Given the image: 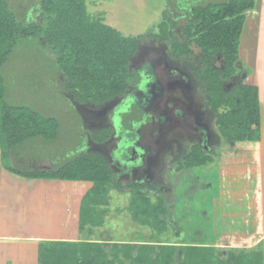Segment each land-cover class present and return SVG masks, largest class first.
Instances as JSON below:
<instances>
[{
    "label": "trees",
    "instance_id": "1",
    "mask_svg": "<svg viewBox=\"0 0 264 264\" xmlns=\"http://www.w3.org/2000/svg\"><path fill=\"white\" fill-rule=\"evenodd\" d=\"M31 2L33 0L23 2L24 11L30 8ZM189 2L182 26L184 40L175 35L178 22L167 8L157 25V33L150 36L167 43L175 59L191 54V43L197 46L202 52L204 70L196 72L198 80L205 85L206 103L215 115L217 130L228 142L256 141L259 132L257 87L243 82L229 87L226 84H230V78L237 71V47L246 12L253 10L257 1ZM171 3L166 0L167 7ZM38 5L44 22H31L26 15L20 19L9 8L8 0H0V161L5 169L27 178L91 183L81 199L78 216L79 235L86 234L89 238L40 243L38 264H174L173 259L178 253L183 254V261L178 264H257L255 252L248 254L241 250L236 253L234 248H229L222 260L211 246L158 241L169 230L165 218L168 204L162 195L152 200L139 182H128L130 199L123 210L133 223L150 231L147 240L140 237L136 241H110L105 233H101L99 239L93 238L95 229L103 225L107 214V209L100 206L108 204L109 191L112 188L121 190L122 183L100 152L85 151L80 148V143H77L78 150L75 151L78 152L74 156L53 168L21 170L7 165L12 149L28 140L39 138L56 143L62 125L51 115L7 101L1 70L21 40L37 39L42 46L50 48L55 71H60L66 79L61 88L78 105H105L128 95L127 91L142 81V75L129 68V63L145 35L121 34L101 18L90 15L85 0H39ZM121 103H117L119 110L123 109L119 107ZM126 113L125 109L119 115L122 116L121 124L128 128L132 118H138L140 113L135 117L125 116ZM111 130L114 129L89 130L90 140L101 143L110 137ZM212 150V147L204 150L194 144L178 163L177 171L206 165L212 161Z\"/></svg>",
    "mask_w": 264,
    "mask_h": 264
},
{
    "label": "rangeland",
    "instance_id": "2",
    "mask_svg": "<svg viewBox=\"0 0 264 264\" xmlns=\"http://www.w3.org/2000/svg\"><path fill=\"white\" fill-rule=\"evenodd\" d=\"M24 1L27 2V0H8L9 8L16 12L20 19H23L26 15V19L31 22H44V16L39 10V0H33L28 5H31L30 8L25 11L23 10ZM171 1V5L167 7L166 0H85L86 10L90 15L101 18L105 24L115 28L121 34L126 36L145 35V38L140 42L138 51L130 60L129 68L137 70L141 75L151 73L153 77L165 79L166 81L178 78L182 82L181 84H187L185 89L189 88L190 90L187 96H190L191 101H194V104L190 103L189 106L202 107L201 112L207 114L203 121L208 124L209 129L212 131L211 142L208 143V146L210 145L213 148V152H210L212 161L197 168L182 169V167V170L177 171L178 163L189 152L191 139L188 138L186 132L171 128L167 135L168 139L172 138L174 140L171 149L169 148L164 151V154L155 158V163L153 160L150 164L147 162L150 168L146 174H142L140 178L133 175V173H129L130 171H126V173H129L128 175L118 174V180L122 183V188L121 190L112 188L109 191L108 204L100 206L102 209H107V214L104 216L103 225L95 229L93 238L99 239L101 233H105L106 238L110 241H136L140 237L147 240L150 231L133 223L129 215L123 210L130 199L128 182L140 180L142 184L144 183V191L150 195L152 200L157 195H162L168 204L165 218L169 224V230L163 236L161 235L157 239L158 241L167 240L180 245L211 246L214 247L212 251L216 253L218 258L223 260L230 247L252 246V241L255 239L256 231L245 229L244 226H250L249 223L246 225L245 221L240 222V230H235L228 224L225 225L224 218L221 220L222 213L220 212L221 208H219L220 197L224 199L223 194L229 192V194H237L238 196L245 189L243 182L235 181L236 177L249 175V170L240 172L241 167L238 164H244L246 169L252 167V148H246L244 142L236 145L235 142L226 141L217 130L214 124L215 115L206 103L208 97L205 92V85L198 80V73L196 72V70H204L201 50L191 43L192 53L175 59L171 55L167 43L158 42L150 36L157 33V25L161 21L163 11L167 8L170 16L178 22L177 27L174 29L175 35L179 40H184L182 26L186 20L187 9L189 10L191 2L189 0ZM244 31L241 37L244 35ZM52 57L48 46H42L37 39H24L17 44L9 62L1 70V74L5 78L6 98L9 103L25 104L44 115L57 118L62 124L61 133L56 143L35 138L12 149L9 159L6 161L7 165L12 168L26 170L29 168L59 166L78 152L75 151L78 150L79 144L77 143H80V148L85 151L100 152L98 143L96 147L89 143L88 131L96 128L94 126H97L100 122L106 121H102L99 117L101 111L104 113L113 110L118 105L117 103L121 101V98L118 97L111 103L102 106L89 103L78 105L68 93L63 92L61 86L66 79L60 71H55L51 61ZM246 73L247 70L238 65L236 74L230 78V84H226V86L229 87L234 83L243 82ZM143 85L144 83L131 87L128 90V95L138 98L140 93L145 94L149 91L155 98L151 91L153 87ZM181 90V86L175 83L174 88L169 91L170 96L185 99ZM65 98L68 101H65ZM153 103H155V100H153ZM173 104L171 103V105ZM127 109L129 110L125 116L135 117L139 115L136 106H128ZM222 109H219V111H222ZM122 115L124 117V114ZM119 116L122 118L121 115ZM120 122L121 120L118 123ZM188 131H190V128ZM114 141L111 140L105 145V151L102 152V155L110 168L117 170L114 167L118 164L112 163V160H110V156L116 159L115 153H111L114 148ZM44 158L46 160L41 161ZM121 163H119V167L123 166ZM14 174L24 177L17 173ZM71 183L69 185L72 189H75L77 194L75 201L78 202V195L80 192L84 194L90 184L76 181L73 184ZM8 185H10V181L7 182ZM11 188L14 190H11L13 198L9 201L10 210L18 211L16 212L18 215L17 220L13 223L15 234H35L50 238H63L70 235L82 239L89 238L86 234L79 235V230L76 229V223L73 225V221L64 222L66 213H62L61 210L67 205L68 197L63 196L61 198L51 196L49 207H47L46 200L44 209L41 206L37 207L38 211L42 213L39 214V220L47 226L41 230L34 229L33 233H30L25 226L27 215L21 212L22 206L19 205L21 200L18 198L23 195L27 196L26 189L23 188L22 184H14ZM44 189H47V187H44ZM70 202L73 203V199ZM229 206H234V210L240 208V204H237L233 199L230 200ZM36 216L35 213L34 217ZM72 225L73 228L75 227L74 230ZM135 234L137 235L135 236ZM138 234L142 235L138 236ZM29 240L18 239L20 247L14 248L18 251L15 259L10 262L11 264H33L31 261H24L23 257L33 252L35 259L38 255L40 242H30ZM6 246L11 247L10 244ZM181 261H183V254H176L173 263L178 264Z\"/></svg>",
    "mask_w": 264,
    "mask_h": 264
},
{
    "label": "crops",
    "instance_id": "3",
    "mask_svg": "<svg viewBox=\"0 0 264 264\" xmlns=\"http://www.w3.org/2000/svg\"><path fill=\"white\" fill-rule=\"evenodd\" d=\"M256 1L255 8L246 12L247 22H245L246 24H244V26H248L246 28L244 27L245 29H243V31L245 30L244 35L241 37V33L239 37L237 47V61L235 66L237 68L239 65V67H243L245 70H247V75L243 83L255 85L258 89V139L256 141H242V143L244 142L246 148H252V167L246 169L244 164H238V166L241 167L239 171L246 172L249 170V175L245 174L246 176L236 177L235 181L238 182L239 180L243 182L245 189L242 190L238 196L237 194H229V192L223 194L224 199L220 197L221 200L219 201V208H221L220 212L222 213L221 220L224 218L225 225L228 224L235 230H240V222L245 221L246 225H248V223L250 224V226H244L245 229L256 231L255 239L252 241V246H233L230 248H234L236 253L241 250L248 254H254L255 252L258 255L257 259L259 261L257 264H264V0ZM235 143L236 145L241 144V142ZM209 148L211 147L209 146ZM8 181H10V185L7 186ZM70 182L73 184L75 181L68 182L67 180L59 179L22 178L5 169L0 161V264H11L10 262L15 259L18 249L14 248L20 247V243L18 242L19 238L26 240L30 239V242L40 243L43 240H77L78 237H73L72 235L69 237L62 236L63 238H50L37 236L35 234H15L13 231L15 225L13 223H15L17 220L18 215L16 212L18 211H14L13 209L10 210L9 203L10 199L13 198V193L11 190L14 189L11 187L14 184H22L23 188L25 187L26 189L25 193L27 196L23 195L18 197L21 200L19 205L22 206L21 212L27 215V222L25 226L29 229L30 233H33L34 229L41 230L47 226L39 220V214L42 213L38 211L39 209L37 207L41 206V208L44 209L45 200L46 204L48 205L47 207H49L51 196H55V198H61L62 196L68 197L66 201L67 205H65L64 209L61 210L62 213H66L64 222L73 221V225L76 223V229L78 230L77 224L79 207L84 194L83 192H80L78 195L79 201H75V196L77 194L75 193V189L70 187ZM87 183L91 185V183ZM90 185H88V188ZM44 187H47V189H44ZM58 187L61 188L58 189ZM15 197L17 198V195ZM72 199L73 203L70 202ZM232 199L235 200L237 204H240V208L234 210V206H229L230 200ZM35 213L37 214L36 217H34ZM73 225L72 229L74 230L75 227L73 228ZM8 244H10L11 247L6 246ZM37 257L34 259V254L31 252L28 253V256L23 257V259L24 261H31L33 264H38V262L36 263Z\"/></svg>",
    "mask_w": 264,
    "mask_h": 264
},
{
    "label": "flooded vegetation",
    "instance_id": "4",
    "mask_svg": "<svg viewBox=\"0 0 264 264\" xmlns=\"http://www.w3.org/2000/svg\"><path fill=\"white\" fill-rule=\"evenodd\" d=\"M141 79L142 81L137 85H142L144 83L143 86H152L153 88L151 87V91L156 99L149 91L145 94L140 93L138 98L123 95L119 97L121 101L124 98L122 103L121 101L119 102V104L121 103L122 105H119V107H123L124 110H119L116 106L113 110L104 113L101 111L99 117L102 121H106L100 122L97 126L93 125L96 128L90 129L91 131H98L103 127L114 129L111 130L112 133L108 139L98 143L100 145V153L103 154L102 152L105 151V145H107L108 142L115 140L116 142L114 141L113 143L114 148L111 153H115L116 159L110 156V160H112V163H117L118 165L114 167L117 170L112 169L113 172L121 175L133 173V175L139 178L142 174H146L147 170L150 168L147 162L150 164L151 160H153L155 163V158L164 154V151L169 148L171 149L174 140L172 138L168 139L167 136L171 128L186 132L188 138L191 139L190 147L197 144L202 146L204 150H208L210 146H208V143L211 142L210 140L212 137V131L209 129L208 124L203 121V118H205L207 114L201 112L202 107H197L196 105L194 107L189 106L190 103L194 104V101H191L190 96H187V94L190 93L189 88L185 89L187 84H181L182 82H180L178 78H173L172 81L157 79L153 77L151 73L142 75ZM175 83L181 86V93L185 99L172 98L170 96L169 91L174 88ZM158 97L161 98L159 99ZM153 100H155V103H153ZM171 103L174 104L171 105ZM128 106H136V110L140 115L138 118H132L128 128H126L121 122H118L121 120L119 114L124 112L125 109L128 111ZM82 122L81 126L83 128L84 119ZM116 123H118L117 126H115ZM189 128L190 131H188ZM89 143L94 147L98 145L92 140H90ZM150 152L151 154H149ZM119 163L123 166L121 165L122 167H119ZM124 169L125 171L123 172ZM126 171L130 172L126 173ZM130 182L141 183L140 180H131Z\"/></svg>",
    "mask_w": 264,
    "mask_h": 264
}]
</instances>
